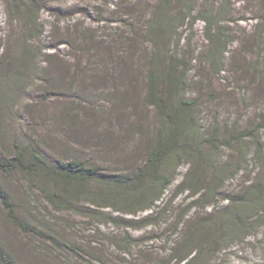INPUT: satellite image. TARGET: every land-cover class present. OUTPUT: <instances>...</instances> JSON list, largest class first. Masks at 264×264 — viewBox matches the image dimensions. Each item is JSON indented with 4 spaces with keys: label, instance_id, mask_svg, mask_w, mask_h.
I'll return each mask as SVG.
<instances>
[{
    "label": "trees",
    "instance_id": "1",
    "mask_svg": "<svg viewBox=\"0 0 264 264\" xmlns=\"http://www.w3.org/2000/svg\"><path fill=\"white\" fill-rule=\"evenodd\" d=\"M31 3L28 1V5ZM104 4L107 16H116L105 24L110 33L97 35L83 30L74 40L64 37L81 57L70 63L58 60L57 53L49 55L47 58L53 68L48 88L53 93L58 87L101 90L106 101L125 114L126 108L138 110L143 93L142 99L153 110L156 123L140 125V117L136 116L138 126L133 128L132 116L123 120L122 116H126L123 113L114 123L115 133L125 132L124 127L128 131L138 130L140 142H149L143 158L119 173L102 169L85 155H77L75 150L67 154L65 149L72 137L79 143L84 142L80 144H86L84 148L90 147L92 151L100 149L101 143L105 147L111 142L109 139L113 140L111 131L104 130L100 135L89 127L90 123H83L89 115L95 118V110L105 116L112 110L94 109V103L85 101L79 102L83 109L71 107L75 113L68 109L60 111L57 133L68 141L64 142L60 157L48 153L58 150L57 140L50 137L48 146L31 142L21 147L13 158L0 156V176L18 170L38 173L52 187L48 198L61 197L64 203L59 202L64 212H79L88 220L91 206L110 209L116 215L110 217V222L122 231L113 243L117 264H208L215 255L229 252L235 242L244 241L264 222V150L263 144L250 132L235 133L234 128L230 129L229 142L235 145L232 149L242 154L246 150L247 155L244 141L250 140L260 171L256 180L243 188L241 195H223L221 190L226 181L221 175L230 176L227 174L230 163L222 168L220 145L215 140L218 137L202 138L200 127L193 119L196 103L187 97V73L193 57L186 61L178 51V32L184 26L202 24L206 42L204 58L213 74L223 71L224 57L229 56L228 49L234 41L244 39L248 48L246 54L251 56L244 58V64H253V71L260 77L264 74V6L255 9L252 18L247 19L254 22L251 38L247 34L228 32L229 25L237 23L231 16L235 11L230 0H105ZM87 9L91 7L85 11ZM36 11L32 25L40 39L44 29L36 17L38 8ZM102 19L98 22L104 23L105 17ZM238 21L245 22V19ZM145 45L150 48L146 49ZM40 50L39 46L23 45L20 69L29 72L26 66L33 57L36 61ZM259 80L264 83V79ZM261 108L264 114V103ZM260 118L259 126L264 130L261 126L264 117ZM50 132L52 135L53 129ZM219 142L231 148L225 139ZM241 157L245 164V157ZM186 164H190V168L175 191L170 192L177 173ZM237 173L233 172L232 178ZM183 194H186L184 201L176 204L175 198ZM8 200L0 184V204L7 205ZM85 200L90 203L83 209L72 205ZM223 203L225 205L220 206ZM174 211L176 217L168 215ZM64 253L75 262L83 263L79 245L65 241ZM90 259L87 264H104L93 257ZM0 264H18L1 241Z\"/></svg>",
    "mask_w": 264,
    "mask_h": 264
},
{
    "label": "rangeland",
    "instance_id": "2",
    "mask_svg": "<svg viewBox=\"0 0 264 264\" xmlns=\"http://www.w3.org/2000/svg\"><path fill=\"white\" fill-rule=\"evenodd\" d=\"M28 1L30 2L0 0V156L13 158L21 147L31 142H43L48 146L47 140L51 137L60 146L58 150H49L48 153L60 157V153L64 151V142H68L66 139L62 140L57 133L56 120L60 111L68 109L75 113L73 108L83 109L85 107L79 102L87 101L94 103V109L100 107L101 110H112L107 116L95 110V118L92 119L89 115L83 119V123H90L89 127L100 135L104 130L111 131L113 140L109 139L111 142L105 147L101 143L100 149L92 151L88 146L84 148L86 144L81 145L84 142L80 144L77 138L72 137L68 142V149H65L67 154L75 150L77 155H85L104 170L124 173V170L143 158L149 142H140L138 130L129 132L124 127L122 129L125 132L115 133V119L123 113L118 106L112 107L105 95H101V90H69L67 87H58L53 93L48 88L49 76L52 75L50 69L53 67L47 57L57 53L58 60L70 63L73 59L80 58L78 50L66 40L78 38L83 30L97 35L109 34L105 24L109 18L116 16H107L105 0H31L29 5ZM230 3L235 11L231 16L237 23L229 25L228 32L247 34L252 38L254 22L247 19L252 18L255 9L264 6V1L230 0ZM87 7L91 9L85 11ZM37 8L36 17L44 29L40 39L34 34L32 25ZM102 17H105V22H98L103 20ZM240 19H245V22L238 21ZM178 33V51L185 56L186 61L193 57L187 73V97L196 103L193 119L200 127V136L207 139L209 135H216L219 141L221 138L225 139L231 147L221 146L215 138L216 144L220 145L218 153L221 154L222 168L230 163L227 171L230 176L221 175V179L226 181L221 192L223 195H241L243 188L256 180L260 162L250 140L244 141L247 155L246 150L242 154L237 149H232L235 145L229 142L230 129L234 128L235 133L250 132L263 144L264 150V130L259 126L260 117H264L261 111L264 83L259 79H264V74L257 77L253 64H244V58L251 57L246 54L248 48L244 39H239L238 43L234 41L228 49L229 56L224 57L226 60L223 71L213 74L204 58L206 42L203 40L202 24L197 22L192 27L184 26ZM23 45L33 48L39 46L41 49L38 59L35 58L34 62L33 57L26 66L29 72L20 69ZM145 47L148 49L150 45ZM231 56H234L233 59H230ZM140 80L143 81L141 78ZM140 95L136 107L138 110L134 107L126 108L127 114L123 113L126 116H122L123 120L132 116L130 125L133 128L138 126L136 116L140 117V125L156 123L153 110L145 105L143 93ZM214 128L217 129L216 132ZM241 155L245 157V164ZM188 168L190 164L180 169L170 192L175 191ZM237 168L241 170L238 171ZM233 172H239L235 178H232ZM0 184L9 196L7 205L0 204V241L18 264H87L91 261L90 257L104 264L118 263L113 243L122 231L110 222V217L116 216L110 209L91 206L90 220L83 218L79 212H64L59 202L64 203V199L48 198L52 191L51 185L38 173L30 171L18 170L2 175ZM185 198L186 194L178 196L175 203L179 204ZM89 203L85 200L72 205L75 209H83ZM223 205L225 203L220 206ZM170 214L168 212L169 216L176 217L175 211ZM65 241L80 246L83 263L75 262L64 253ZM208 264H264V222L253 229L244 241L235 242L229 252L215 255Z\"/></svg>",
    "mask_w": 264,
    "mask_h": 264
}]
</instances>
